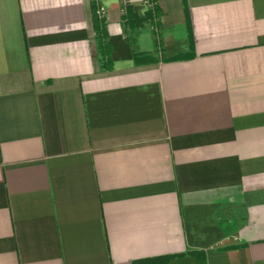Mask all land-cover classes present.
Listing matches in <instances>:
<instances>
[{
	"label": "crops",
	"instance_id": "crops-1",
	"mask_svg": "<svg viewBox=\"0 0 264 264\" xmlns=\"http://www.w3.org/2000/svg\"><path fill=\"white\" fill-rule=\"evenodd\" d=\"M92 1L0 0V264H264V0Z\"/></svg>",
	"mask_w": 264,
	"mask_h": 264
},
{
	"label": "trees",
	"instance_id": "trees-1",
	"mask_svg": "<svg viewBox=\"0 0 264 264\" xmlns=\"http://www.w3.org/2000/svg\"><path fill=\"white\" fill-rule=\"evenodd\" d=\"M91 11H92L93 27H94V31H95L96 36H97L99 48L103 49L104 48L103 39L105 38L106 33H105V27H104V18L100 14V8L98 6L97 0L92 1ZM156 18H157L156 6L154 7L153 10H148L146 16L142 19L136 17L127 7H126V12L123 15L124 23L126 25H131V26L134 23L137 26H141L145 22H150V23L152 22L154 24ZM185 58H186V56H178V57H175L174 59H172L171 61L183 60ZM134 62L136 64H147V63H154V62H156V60L154 58L147 57V56L142 57V56L134 53ZM190 254L196 258L197 264H207L204 252L194 251V252H190ZM175 257H177V256L157 257V258L148 259V260H145L141 263L139 262V263H135V264H167L170 259H173Z\"/></svg>",
	"mask_w": 264,
	"mask_h": 264
},
{
	"label": "built area",
	"instance_id": "built-area-1",
	"mask_svg": "<svg viewBox=\"0 0 264 264\" xmlns=\"http://www.w3.org/2000/svg\"><path fill=\"white\" fill-rule=\"evenodd\" d=\"M145 3H146V5H147V7H148L149 10H153L154 7L156 6L155 5V0H145ZM126 7H127L126 3L124 2V0H122V11H121L122 12V15L125 14ZM100 14L103 17L101 11H100Z\"/></svg>",
	"mask_w": 264,
	"mask_h": 264
}]
</instances>
